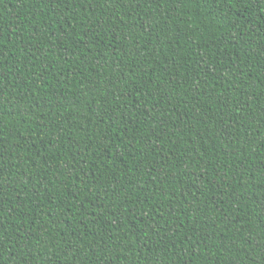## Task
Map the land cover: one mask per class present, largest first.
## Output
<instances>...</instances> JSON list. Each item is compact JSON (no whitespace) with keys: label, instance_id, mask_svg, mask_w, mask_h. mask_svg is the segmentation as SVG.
Wrapping results in <instances>:
<instances>
[{"label":"trees","instance_id":"1","mask_svg":"<svg viewBox=\"0 0 264 264\" xmlns=\"http://www.w3.org/2000/svg\"><path fill=\"white\" fill-rule=\"evenodd\" d=\"M0 264H264V0H0Z\"/></svg>","mask_w":264,"mask_h":264}]
</instances>
